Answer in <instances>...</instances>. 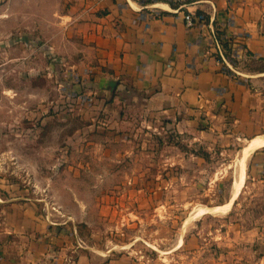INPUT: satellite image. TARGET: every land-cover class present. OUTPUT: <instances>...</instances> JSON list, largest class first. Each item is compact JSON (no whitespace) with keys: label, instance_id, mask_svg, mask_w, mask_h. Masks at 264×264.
Here are the masks:
<instances>
[{"label":"rangeland","instance_id":"374dc122","mask_svg":"<svg viewBox=\"0 0 264 264\" xmlns=\"http://www.w3.org/2000/svg\"><path fill=\"white\" fill-rule=\"evenodd\" d=\"M29 1L5 23L0 14L2 254L20 251L18 264H264V173L251 178L249 142L195 151L165 121L111 127L94 78L54 46L49 0Z\"/></svg>","mask_w":264,"mask_h":264},{"label":"crops","instance_id":"0c3cea01","mask_svg":"<svg viewBox=\"0 0 264 264\" xmlns=\"http://www.w3.org/2000/svg\"><path fill=\"white\" fill-rule=\"evenodd\" d=\"M59 1L49 0L54 46L64 43L77 55L81 74L94 78L111 127L130 129L139 116L148 127L165 121L195 151L246 141L247 157L254 159L251 178L264 173V0H219L216 11L198 3L193 9L204 18L193 28L183 12L160 5L156 14L146 0ZM32 5L0 0L3 23ZM213 30L230 46L243 47L235 71L217 61ZM238 180L235 192L243 183ZM19 252L0 251V264H18Z\"/></svg>","mask_w":264,"mask_h":264},{"label":"built area","instance_id":"2783aa9c","mask_svg":"<svg viewBox=\"0 0 264 264\" xmlns=\"http://www.w3.org/2000/svg\"><path fill=\"white\" fill-rule=\"evenodd\" d=\"M148 3L147 7L156 14L158 13L160 5H168L172 8L174 13H184V19L186 25L190 28L196 27L199 20L204 18L203 15H197V12L193 9L198 3H208L216 11V4L219 0H146ZM230 4V0H228ZM211 40L215 49L217 61L222 63L225 68L235 71L233 66V58L238 60L239 53L243 50V47L230 46V41H226L216 31H212ZM227 42V43H226ZM228 45V46H226Z\"/></svg>","mask_w":264,"mask_h":264},{"label":"bare ground","instance_id":"6f19581e","mask_svg":"<svg viewBox=\"0 0 264 264\" xmlns=\"http://www.w3.org/2000/svg\"><path fill=\"white\" fill-rule=\"evenodd\" d=\"M261 142H254V144H252L253 145V147H255V146H258L259 144H260ZM249 147H251V146H249ZM250 149V148H249ZM248 152H250V150H247L246 152H245V157H247V154H248ZM246 160V159H245ZM244 162V161H243ZM245 163V162H244ZM243 173V172H242ZM243 176V175H242ZM239 181V180H238ZM241 187V186H240ZM230 205V204H229ZM228 206V205H227ZM206 211H207V209H206Z\"/></svg>","mask_w":264,"mask_h":264}]
</instances>
